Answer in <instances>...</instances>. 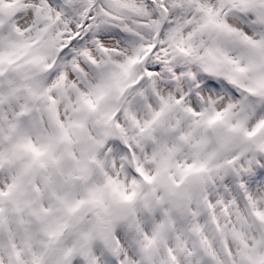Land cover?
Listing matches in <instances>:
<instances>
[{
    "label": "snow or ice",
    "instance_id": "obj_1",
    "mask_svg": "<svg viewBox=\"0 0 264 264\" xmlns=\"http://www.w3.org/2000/svg\"><path fill=\"white\" fill-rule=\"evenodd\" d=\"M0 264H264V0H0Z\"/></svg>",
    "mask_w": 264,
    "mask_h": 264
}]
</instances>
